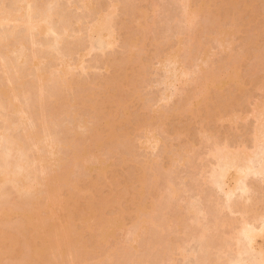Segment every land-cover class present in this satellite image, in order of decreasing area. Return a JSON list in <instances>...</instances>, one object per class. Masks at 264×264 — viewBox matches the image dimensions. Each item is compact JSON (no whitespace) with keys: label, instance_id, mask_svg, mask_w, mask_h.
Wrapping results in <instances>:
<instances>
[{"label":"rangeland","instance_id":"1","mask_svg":"<svg viewBox=\"0 0 264 264\" xmlns=\"http://www.w3.org/2000/svg\"><path fill=\"white\" fill-rule=\"evenodd\" d=\"M36 1L39 6L46 9L45 11L54 6L50 11H53L52 14L58 13L56 17L60 15L53 21V23L56 22L55 25L59 30L60 26L63 25L61 28L66 26L65 23L71 29L69 35H62L64 37L62 41L60 40L61 43L59 41L60 44L55 45L57 50L53 48L55 51L50 49V46L49 49L47 48V45L54 43L56 38L54 34L41 38L35 36L36 41L45 44L42 45L44 48L39 45L40 43L31 46L30 36L24 40L28 44L29 52L27 53L36 52L43 58L41 67L48 76L52 77V73L56 74L55 66L58 65L60 58L57 53L59 49L69 46L70 53L74 49L75 55L78 54L76 59L79 58L80 52L82 51V54L83 50L87 51L92 43L97 49L95 50L92 46L94 51L91 49L90 54L84 52L87 53L83 58L85 59L84 68L81 70L83 66L81 69L78 67V70L74 72L73 76L78 81V85L73 90H63L56 94L55 84L51 82L52 78L46 82L43 87L44 98L47 101L44 109L39 105L38 87L36 84L34 88L31 87V83L35 81L33 67L31 64L24 66L21 72V82L27 90L25 94H21V102L27 112L33 115V119L26 123L27 127L32 124L40 131L44 120L50 123L52 128L57 127L53 131H56L59 138L67 143L62 147V151L65 157H69L72 152L70 145L73 138L80 144L88 143L89 133L84 135L82 133L86 130H79L82 131L81 134L74 135L73 132L65 130L64 123L74 122L77 125V122L85 116L88 120L87 130L90 132L94 122L100 120L99 122L102 123L105 120L102 118L103 113H97L90 107L76 109L77 114L71 113V107L67 102L65 103V100L88 91L102 89L99 86L104 84L110 75L120 77L121 74H127L131 77V81L125 83L124 89L129 91L136 89L140 94V97L137 96L130 102V120L137 125L151 119L148 123L160 138L158 145H152L149 149L144 139L146 127L139 129L133 124L134 126L129 128L130 135L125 137V143L118 144L117 149H113V143L106 146L111 141H107L106 145L98 151L93 150L94 146L92 147L94 152H98V157L106 160L112 159L114 170L123 175L122 177L126 178L129 173H134L136 164H147V162L150 163L147 164L149 182L152 183L153 174L158 173L159 175L158 181L155 182L156 187L151 188L155 192L153 197L146 194L144 198L149 211L152 209V204L158 202V213H154L158 225L150 226L149 229L143 231L139 246L140 252L130 247L133 240L131 238L135 232L132 226L134 216L129 219L125 217L118 229H112V232L116 231L115 236L108 238V235L105 240L97 237L93 245H96V248L103 246L107 251L116 255L114 264H204L205 262L202 261H204V254L207 253L205 250L208 244V247H211L208 250L211 255L210 253V256L205 254V261H216V255H221L223 262L227 264L228 259L235 256L237 249L232 236L243 218L242 209L251 206L256 212L264 210V175L249 176L247 183L251 187V192L245 196L237 192L231 199V204L234 206V211L231 212L227 207L230 203L226 202L224 192L213 185L214 179L211 173L218 167L217 160L210 152L215 144L225 145L231 149L245 145L251 152L258 149L254 146V133L258 125L263 126L260 121L264 118V82L262 79L264 75V6H255L240 14V23L243 21L247 25L242 26L240 31L234 32L232 38H229L232 51H225L213 38L217 23L212 15L217 11V6L211 3L207 11L196 13L194 23L190 24L185 19L184 0H57L58 9H55L58 6L54 3L56 0L52 2L53 6H50L52 0ZM88 1L90 2L89 7H85ZM192 1L195 4L198 0ZM0 2L10 7L13 6L14 0H0ZM143 9L146 13L142 12ZM99 14L105 15L109 21L110 19L112 21L110 23L114 27L117 38V44L112 48H106L104 40L102 44L106 46L101 47V36L97 35V38L99 36L98 41L95 38L96 35L93 36V40L89 35V26L96 21ZM60 17H63L62 20L65 18V21L60 20ZM217 22L224 27H229L231 23L225 18L217 19ZM57 26L56 30H58ZM21 28L16 30L20 32L15 36L24 34V29ZM136 36L141 39L133 43L131 38L134 37L135 40ZM135 44L139 45H136L137 50L136 47L134 48L137 56L133 58V63L128 65L125 62L126 57ZM179 46L182 47L179 53L180 61L189 75L175 83V86L168 87L165 83L166 66L162 65L160 60H164L171 49ZM229 53L231 57H237L234 66L243 80L240 83L225 85L218 94L215 88H211L209 96L213 98V102H225L231 99L226 111L223 112V119L211 120L207 126L209 137L202 138L200 135L202 128L199 125L200 116L195 118L187 112L173 111L184 104L187 98H184V92H190L195 88L193 80L198 77L200 67L215 63L218 69L226 63L224 61ZM206 61L208 63L204 65ZM3 69L0 65V75ZM215 72L221 73L222 70ZM136 73L141 76L137 78ZM168 95H170L169 98H167ZM193 95L194 93L191 94V99ZM102 97H105L104 93ZM57 108L60 110L56 113ZM211 108L215 109V106L211 104ZM194 113L198 115L199 111L195 109ZM10 115L15 117L13 113ZM262 122L264 124L263 120ZM175 130L183 132L176 136ZM16 132L20 135L24 130L20 128ZM187 141H189L188 148L183 146V143ZM142 142H145L143 146ZM3 148L5 147L2 146L1 150ZM257 151L259 152V149ZM67 165L73 171L71 176L73 180L87 178L82 164L75 165L67 162ZM91 176H95V173H91ZM170 185L175 190V198L171 196ZM101 192L103 195L112 193L108 184L102 188ZM117 193L118 191L114 193V196ZM118 200L123 202L124 199L118 197L113 200V206L117 209L121 205ZM99 219L100 216L97 214L91 217L90 222L95 224ZM15 225L16 223H11L12 228ZM90 233L91 231H88L87 235L89 236ZM88 260L90 264L97 263L96 255L89 256ZM215 261L211 264H215Z\"/></svg>","mask_w":264,"mask_h":264},{"label":"bare ground","instance_id":"2","mask_svg":"<svg viewBox=\"0 0 264 264\" xmlns=\"http://www.w3.org/2000/svg\"><path fill=\"white\" fill-rule=\"evenodd\" d=\"M54 1H50V6H53ZM184 2L185 19L190 24L194 23L196 13L208 10L210 3L217 6V11L212 15L217 23L213 38L225 51H232L229 38H232L234 32L240 31L242 26L247 25L243 21L240 23V14L255 6H264V0H198L195 4L192 0H184ZM54 3L58 5L55 9H58L57 0ZM89 4V1L86 2L85 7H89ZM12 5L7 7L5 3L0 2V30L4 28L0 31V65L4 68L0 79L5 80L0 82V264H90L88 258L93 255H96V264H114L116 255L107 251L103 246L96 248V245H93L95 238L105 240L108 235V238L115 236L116 231L112 232V229H118L125 217L129 219L134 216L132 226L135 232H133L130 247L140 252L139 246L143 231L149 229L150 226L158 225L154 217L156 212L158 213V202L153 203L149 211L144 201L146 194L153 197L155 192L151 188L156 187L155 182L159 179L158 173H155L152 176L154 185L149 182L147 164L150 163L136 164L134 173H129L125 178L114 170L112 159L108 161L100 158L98 152L93 151H98L106 145L107 141L111 142L106 146L113 143V149H117L118 144L125 143V137L130 135L129 128L136 125L130 120V102L137 96L140 97L139 91L124 89L125 83L131 81L129 75L121 74L117 77L113 74L99 86L102 89L88 91L65 100V103L67 102L71 107V113L77 114L76 109L90 107L97 113H103L102 118L105 120L102 123L99 122L100 120L94 122L90 132L87 130L88 120L85 116L77 122V125L74 122L64 123L65 130L73 132L74 135L81 134L84 130L86 131L82 134L89 133L88 143L80 144L73 138L70 145L71 155L65 157L62 147L67 143L59 138L56 131H53L57 127L52 128L45 120L41 123L42 130L40 131L32 124L27 127L26 123L33 119V115L27 112L21 102V94H25L27 90L21 82V72L25 65L31 64L33 67L35 81L31 83V87L34 88L35 84L38 87L39 105L44 109L47 104L43 89L46 82L52 78L51 82L56 85L52 83L56 94L63 90H73L78 85L73 74L78 67L81 69L85 61L83 58L87 53L94 51L95 46L92 43L94 48L91 46L90 50H83V53L87 52L86 54H81V51L77 59L78 54L75 55L74 49L70 53L69 46V49L67 47L64 48L65 50L59 49L62 51H56L60 56L58 57L59 63L55 66L56 74L52 73V77L48 76L41 67L43 58L36 52L27 53L29 52L28 44L24 40L30 36L32 38L30 44L34 46L41 42L36 41L35 36L41 38L54 34V38L56 37L53 41L54 46L49 44L47 48L49 49L50 46V49H55V45L60 44L66 34L69 35L71 31L69 25L65 23L66 26L63 28H61L63 25L60 26L59 30L55 25L56 22L53 23L58 14H52L53 11H50L54 6L50 7L51 9L48 6L49 11L47 9V12L45 8L38 5L36 0H14ZM142 12L146 13L144 9ZM62 18L60 17V20ZM223 18L231 22L229 27H224L217 22V19ZM64 19L62 21H65ZM110 21L105 15L99 14L96 21L89 26L91 40L95 35V38L97 35L101 36V47L107 45L106 48H112L117 44L114 27ZM18 28L25 31L23 30L24 34L17 37L16 33L20 32L16 31ZM16 37L17 39L20 37V40ZM139 38L136 36L134 40L132 37L131 41L138 42L141 39ZM41 43L39 45H45ZM180 44L182 45L181 42ZM136 45H133L127 54L125 62L128 65L133 63V58L137 56L135 49L137 50L139 45ZM181 50V46L173 48L164 60H160L161 64L166 66L165 83L168 87L175 86V83L189 75L180 61ZM207 52L206 50L205 53ZM225 59L226 63H223L226 65L222 64L218 69L215 63L210 66H201L198 77L193 80L195 88L190 92H184V98L187 97L184 104L173 111L187 112L195 118L200 116L199 125L202 128L200 131L202 138L209 137L207 126L211 120L223 119V112L226 111L231 99L225 102H213V98L209 96L211 88H215L218 94L225 85L240 83L243 80L234 66L237 57H231L229 53ZM206 63L208 62H204V65ZM83 68L84 66L81 70ZM217 70H222V72L216 73ZM136 76L138 78L141 75L136 73ZM134 79L137 81L136 77ZM262 79L264 82V75ZM103 93L105 97H102ZM192 93L194 97L191 99ZM169 97L170 95L167 96ZM211 104L215 106V109L211 108ZM195 109L199 111L198 115L194 113ZM59 110L60 108H57L55 112ZM11 113L15 114L14 118L10 115ZM150 120L136 125L139 129L146 127L144 139L149 149L152 145H158L160 141L154 129L150 127L151 124L148 123ZM262 120L264 121V118L260 121L263 126H258L263 129L260 130L257 126L254 133V146L259 149V152L258 149L251 152L245 145L231 149L218 144H215L210 152L217 160L218 167L211 173L214 179L213 185L224 192L226 202L230 203H227L229 204L227 207L231 212L234 211V206L231 204L233 196L237 192H241V196L251 192V187L247 183L249 176L264 175V124ZM18 128H22L25 133L18 135L19 133L16 132L19 131ZM182 132L175 130V135L179 136ZM144 143L142 142V146ZM2 146L5 147L3 150H1ZM183 146L188 148L189 141L183 143ZM67 162L75 165L82 164L87 178L73 180L71 178L73 171ZM91 173H95V176H91ZM107 184L112 193L103 195L101 190ZM116 191L118 193L114 196ZM171 196L176 197L172 186ZM118 197L124 199L123 202L118 200L121 203L119 209L113 206V200ZM97 214L100 216L99 221L91 224V217ZM241 214L243 218L232 236L237 249L235 256L228 259L227 264H264V210L256 212L253 207L246 206ZM11 223H16V225L12 228ZM88 231H91L89 236ZM207 247V250L204 249L207 252L205 254L210 256L211 253L208 250L211 247ZM205 254L202 262L214 263L215 260L212 261L210 257L212 262H206ZM220 256L216 255L215 264L216 262L218 264V261L219 264H226L223 262V256Z\"/></svg>","mask_w":264,"mask_h":264}]
</instances>
